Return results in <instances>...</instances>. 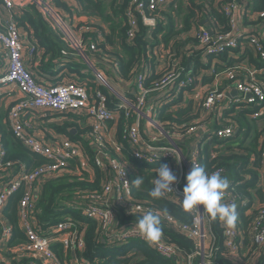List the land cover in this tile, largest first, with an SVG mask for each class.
Instances as JSON below:
<instances>
[{"label":"built area","instance_id":"built-area-1","mask_svg":"<svg viewBox=\"0 0 264 264\" xmlns=\"http://www.w3.org/2000/svg\"><path fill=\"white\" fill-rule=\"evenodd\" d=\"M173 0H128L126 16L128 17L127 36L134 38L139 27V22L143 21L149 33L155 29L161 13ZM0 53L5 54L7 60L6 74L0 78V84H13L24 93V97L16 102L9 112V124L15 136L33 153L39 154L50 160L49 163L26 172L21 166L19 172L10 173L6 178L0 173V223L2 224L1 238L8 243L12 235V226L4 214L5 208L9 204L10 196L20 187L24 188V194L20 202L19 219L22 230L24 231L27 242L21 247L13 249L14 252L22 251L36 260L43 263L59 262L52 247L61 242L67 249H74L79 252L78 256L71 259L66 264H88L82 258V252L86 246L84 237L77 228L78 224H83L85 220H92L98 223L99 237L106 240L109 244L116 247L121 246L132 239H139L148 243L163 259H172L176 264H218V259H226L237 264H258L259 257L264 258V207L257 209L254 214L253 207H250V200L239 198V195L232 191H225L224 203L235 204L236 208L245 207L246 216L250 219L247 227L243 230L242 226L236 224L233 228H226L223 222L219 221L221 234L218 235L212 226L211 218L203 211V206L199 210L193 209L187 212L182 207L183 187L186 183V175L191 171L193 165L200 166L198 151L194 150L187 159L182 147L174 142L159 145L155 140L148 141L141 131L142 119L146 120L149 127H158L159 124L154 119V106L148 105V92L144 81L149 73L148 63H142L135 77L131 82L136 86V101L132 102L125 96H120V100L128 108L137 114V120L126 130L130 149L135 158L153 164L160 162L163 158L179 160L180 170L177 172V180L172 185L174 191L167 192L163 196L171 201L181 210L192 216L191 222L178 220L173 215L167 214L157 206L140 199H136L132 192L130 177L123 164L117 157L109 154V149L120 154L121 146L111 143L108 138L107 123L116 117V112L108 108L106 96L97 91L95 96L89 92L88 86L73 78L70 70L64 79L54 84H44L39 81L31 69L24 63L25 38L21 26L15 19L17 14L22 13V9L33 6L43 15L48 24L57 30L67 41L75 56L87 66L90 73L101 80L105 79V71L108 68L99 67L94 63L91 51L95 49V43L87 44L82 33L90 27L79 25L77 17L69 18L66 12L61 10L55 0H22L17 3L15 0H0ZM241 4L237 0H232L222 6L225 14L230 18L232 30L227 33H216L213 37L211 28L196 30L194 37L202 45V57L209 55L216 56L222 54L227 49L236 48L242 36L236 29L234 12L241 10ZM264 16V12L262 13ZM212 31V33L210 32ZM99 40L103 39L101 33L98 34ZM31 39V50L35 45ZM248 44L253 51L259 55L264 62V42L258 36H250ZM158 49V43L154 50ZM205 60V62H206ZM111 68L115 69L117 63H111ZM264 70V69H263ZM249 72V71H248ZM251 71L244 75L236 83V89L240 97L233 99L235 103H243L249 106H264V86ZM232 76L235 74L232 73ZM194 82L191 75L180 78V72L173 67H168L160 74L156 80L157 89L163 91L162 95L170 90L173 95L179 94L183 89H187ZM175 84L178 88L175 89ZM200 86V85H198ZM194 88V95L197 102L205 112H211L218 104H223L229 99L227 90H221L217 84L212 86H202ZM211 88V89H210ZM170 93V92H169ZM169 96V94H168ZM171 96V95H170ZM169 96V97H170ZM172 97V96H171ZM171 97L169 99H171ZM164 99L161 104H163ZM159 105V106H160ZM221 106V105H220ZM219 106V107H220ZM44 112L47 114H60L69 116L71 114L86 117L91 126L90 135L95 143L93 155L94 163L101 169L103 174L101 193L86 192L83 196L73 198L74 201L67 203L70 207L79 211L80 217H66L59 221L48 234H42L36 229L33 220V212L36 200L40 191L39 183L53 175L65 172L69 167L70 160L78 158L80 165H87V151L80 141H73L69 138L62 139L58 143L51 145L43 141L40 137L30 134L26 123L22 120L25 112ZM205 120L199 124L188 128L187 133L195 134L197 143L203 145V135L207 132ZM235 133L234 126L222 127L216 131L219 140L229 138ZM159 138V137H158ZM157 138V139H158ZM212 139L211 137L208 139ZM207 140V141H208ZM110 144L113 146L110 147ZM2 141L0 138V170L14 168V162L4 163L5 156ZM264 158V145L262 147ZM184 164L188 170L184 169ZM216 171H222L218 169ZM259 185H264L261 183ZM73 203V204H72ZM115 205L124 208L126 216L144 215L151 211L156 214L162 224L167 225L173 232L182 233L186 238L193 242V247L188 250L185 246L172 240L168 233L162 230L161 237L154 242H148L141 235L138 225L133 223L121 224L118 221L119 213ZM2 251H0V263L5 261Z\"/></svg>","mask_w":264,"mask_h":264},{"label":"trees","instance_id":"trees-1","mask_svg":"<svg viewBox=\"0 0 264 264\" xmlns=\"http://www.w3.org/2000/svg\"><path fill=\"white\" fill-rule=\"evenodd\" d=\"M74 1L80 5L79 14L74 13L71 8L61 0H55V4L58 7L60 4H63L65 7L63 8L67 11L66 15L69 18L77 17L80 26L90 27L89 30H84L82 37L87 44L95 43V49L90 52L93 59L97 63L101 62L105 65L108 64L109 66L112 65L111 63H117V67L115 69L110 67L111 69H109V72L112 71L111 74L117 77L120 81L124 80L126 82L132 81L135 73L138 72L135 71L137 66H139L142 62L151 64L149 67V73L145 78L144 85L149 90L147 99L148 104L157 102L163 91H159L157 89L156 80L160 74H163V72L160 74L156 73L151 63V53L148 52V48L155 46L156 43H154V41L149 42L150 40H146L148 28L142 24V21L139 22V27L136 31L135 37L128 41L126 36L128 28L126 4L128 0H122L123 2L113 0L112 4L110 2V7L107 5V0ZM230 1L232 0L220 1L219 7H215L214 0H191L188 7H180V5H178V8L174 7L175 9H172V11L170 10L168 14H170L171 17L173 15V19L179 18L181 22L176 25L171 19L168 30H166V34L163 36L162 41L165 44H169L171 39H173V48L179 52L180 46L184 43L183 40L185 39L182 35L188 33L194 27H197L198 29H202L204 27L206 28L205 25L201 24V21L206 17L209 19L208 24L213 31L212 39L216 33L229 32L232 30L231 20L223 11L222 6ZM237 1L242 3L243 0ZM243 4H245L244 1ZM252 4L253 7L251 6ZM248 6L251 7V11L253 10L254 12L261 13L262 16V13L264 12V0H252L251 4ZM111 7L114 18H122L120 23L112 21L107 25L102 26L93 22V19H91L93 16H100L104 19V21H106V18L108 17V8ZM69 11L70 13L67 14ZM164 13L166 14V11ZM15 19L19 26L28 29V33L31 35V38H35L33 35H36L37 33L39 34L41 31H53L57 35L60 42L58 47L63 50H61L62 54L72 53L73 50L68 45L64 37H62L57 30L48 24L43 15L35 7L29 6L28 8H23L22 13L17 14ZM159 24H157V27ZM27 25L29 27H27ZM99 33L103 36L102 40H99L98 38ZM241 35L242 36L240 37L236 48H230L222 54L216 56L209 55L207 57V60L203 65L204 68L210 69L211 66L213 67V71H210L209 74L203 73V70L201 69L202 66L199 63H203L202 58H206L202 57L203 47L200 43L197 45L199 49L194 48L191 50L193 52H188V55H184V57H186L184 61L179 64L178 71L180 72V78L186 75H191L194 78V82L188 88L190 91L202 84V86H212L211 88H213L217 83H215L217 75L224 71L227 73V80L229 83H231V81L238 82L239 79H242L245 73L248 72V70L246 71V68L240 65L243 62V58L248 59V64L251 63L259 69H264V62L248 44L250 36L257 35H244L242 33ZM151 36L152 38H158L157 28L152 31ZM46 39L48 38L41 37L42 42H46ZM192 39L195 40V42H199V40L195 37ZM231 53H234L235 56H231ZM174 55L175 54L172 55L171 59ZM218 59L223 62L222 65L219 63L214 65L218 62ZM101 67L105 68L103 65H101ZM232 73L235 75L232 76ZM257 78L259 79L258 74ZM97 84L98 85L95 83H88V89L90 90L93 86H95L93 88L94 91L92 92L93 95L95 96L97 91H101L106 96V104L108 108L115 111L116 115L118 114L116 139L118 144L121 146V152L120 154L115 153V151L110 148L109 154L117 157L123 164L132 180V183L138 176L143 177V183L139 187L132 184L134 197L157 206L165 213L173 215L180 221L191 222L192 216L184 210H181L171 201L166 200L164 197L155 199L150 196L149 193L154 187V180L157 177L158 168L167 164L172 170L171 160L163 158L159 163L156 162L150 164L133 156L128 142V137L126 135V130L135 123L138 116L132 109L124 105L114 93L110 92L104 84L100 82H97ZM131 84L133 85L134 91L128 89L125 93V97L130 99L132 102H135L136 86L133 82H131ZM218 86L221 87V90L225 89L223 87L224 85L221 86L220 84ZM193 103V100H189L188 105L184 109H174L171 112L167 111L169 109L168 106L164 107L165 111H162L161 109L158 111L154 106L155 118L158 123L162 125L164 131L172 134L174 138L176 137V134L186 135L189 127L199 124L204 120L203 115L205 110L201 107L199 102L194 103V110ZM226 103L228 104H218L211 111L215 115L217 114L216 118H218L219 110H221L219 117L222 119L215 118L214 121L211 120L210 123L212 125L208 126L207 132L202 137L203 140H206V142L203 145H200L198 149L200 166L204 167L205 171L208 173H213L217 169H221V174L223 176H228L230 179H236L237 183L231 184L228 187L234 191L233 193H238L242 197H249L252 200L256 197L259 198L261 202H264V185L259 186V184L264 183V158L262 155L264 135H261V142L259 144L260 147L258 146V149L256 148L254 142L249 147H242L245 142L244 137L240 142L235 144L236 146L231 144V140L233 138H236L238 135L243 136L241 131L238 133L241 122L246 119L245 121L249 124L246 118L247 116L257 118L262 115L263 112L257 111L259 107L256 105L250 106V108L243 103H235L233 100L229 101V99H226ZM220 105L223 107H219ZM186 114L191 116V119H187L191 121L190 124L180 118L182 115ZM78 116L79 115L71 114L67 116V118L77 120L79 119ZM199 117L200 120H197ZM142 122L141 131L143 133L142 129L146 120L142 119ZM5 123L6 127H2V131L0 126V138L5 153L3 161L4 163L8 161L14 162V168L7 169L5 171L0 170V173H3V176L5 175L3 178H6L11 172H19L21 166L25 168L26 172H32L50 162L49 159L31 152L24 146V144L15 136L13 130L10 128L9 117ZM74 124L78 126V132L75 134L71 133L68 130V126L71 124L68 123L64 128L65 133H67L73 140L81 141V143L86 146L87 158L91 164L95 165L93 160V149H95V144L92 136L90 135L91 129L89 130V126H84L81 130H79V123ZM228 126H234L235 133L229 138L219 140L216 136V131L222 127ZM87 136L88 138H86ZM210 137L212 139L208 140ZM190 138H193V135L190 136ZM186 141H189V139L186 138ZM157 143L159 145H163L164 141L159 137ZM235 149H239L240 151ZM246 150H248L247 153H245ZM70 164L75 168L77 165L80 166V161L78 158H74L70 160ZM94 168H96V173L95 179L92 180L87 179L85 176H82L84 179H79L80 176L77 177L65 174L57 180L39 183L40 193L36 200L33 220L36 223V229L40 233L45 235L48 234L59 221L64 220L66 217H74L75 219L80 217L78 210L67 205V203L74 201V199L70 201L67 199L68 197L66 194L68 192H75L77 189H87L93 193H101L103 174L99 167L95 165ZM261 170H263V172H261ZM0 178H2V176H0ZM23 194L24 188L20 187L10 196L9 204L4 210V214L12 226V235L7 243L8 249L3 252V254L5 258L8 257L9 260H11V263L12 261L15 263L14 259L16 257L27 256V254L22 251H13V249L21 247L22 244L27 242V237L21 228L18 215ZM63 199L67 201L62 204L61 201ZM117 209H119L118 221L121 224L138 222V220L142 217L126 216L124 208L120 207V205L117 206ZM253 215L248 217L244 212H239L237 222H243L247 225V222L250 221ZM211 221L214 231L220 235L221 230L219 227V220L211 219ZM99 226L100 225H98L97 222L92 220H85L83 224L77 225V228L80 231V234L83 235L86 244L82 252V258L88 264H176L172 259L161 258L147 242L139 239L129 240L125 244L117 247L113 244H109L106 240H102L99 237ZM160 227L168 233L167 235H169L173 241L185 246L188 250L193 247V242L186 238L183 234L173 232L167 225L162 223ZM52 249L61 264H66L71 258H73L72 251L67 249L64 243L58 242L53 245ZM217 262L218 264H237L223 258L218 259ZM0 264L6 263L2 262Z\"/></svg>","mask_w":264,"mask_h":264},{"label":"crops","instance_id":"crops-1","mask_svg":"<svg viewBox=\"0 0 264 264\" xmlns=\"http://www.w3.org/2000/svg\"><path fill=\"white\" fill-rule=\"evenodd\" d=\"M17 3L22 2V0H15ZM63 3H65L68 7L71 8V10L76 13L79 14L80 11V5H78L74 0H61ZM104 1V0H103ZM113 0H107V5L108 7H110V2L112 4ZM120 2H123L122 0H119ZM191 0H173L171 3L168 4V6L166 7V9L164 11H162L161 13V18L158 19V27L156 25L155 29H158V38L157 37H153L152 38V33H148L146 35V40H150L149 42L154 41V43L158 42V50L155 48L154 50V46L151 48H148V52L150 53H154L156 55H158V71L156 70V66L153 65L156 73L160 74L162 73L167 67L169 69L176 67V69L178 70V66L179 64H181L185 57L184 55H188V52H193L191 50L195 49H199L198 48V43L199 42H195V40H193L192 38H194V34L196 32V30H199L197 27H194L193 29H191L188 33H185L182 35L183 38H185L183 40V44L180 46L179 52L174 50L175 48H173L174 45V40L171 39L169 44H165L162 39L163 36L166 34V30H168L169 24L171 19L174 21V23L177 25L181 22V20L179 18H174L173 19V15L171 17L170 14H168V12H170V10L172 11V9H175L174 7L178 8V5H180V7H188L189 3ZM220 1L223 0H214V5L215 7H219L220 5ZM243 1L245 4H243ZM242 4H241V10L239 9L237 12H234V19L236 20V29L239 33H242L244 35H248V34H253V35H257L262 42H264V17L261 16V13L258 12H254L253 10L251 11V7H249L248 5L251 4L252 0H243ZM128 3V2H127ZM173 5V6H172ZM62 6V7H60ZM60 9L63 10L64 12H67L63 6V4H60ZM253 7V4L251 5ZM29 6H27L26 8H28ZM64 7V8H63ZM127 7V4H126ZM0 9H2V6L0 4ZM166 11V14L164 13ZM70 11L67 13L69 14ZM205 17V16H202ZM93 22H102V26L107 25L108 23L112 22V21H116L117 23H120L122 18L121 17H117L114 18L113 15V10L112 7L108 8V17L106 18V21H104L103 18H101L100 16H93ZM209 19L206 17L205 19H203L201 21L202 25H205L206 28H211L209 27ZM97 24V23H96ZM142 24L144 25L143 21ZM98 25V24H97ZM175 25V26H176ZM145 26V25H144ZM27 27H29L27 25ZM146 27V26H145ZM22 28V32L26 41L25 44V50H24V63L25 65L32 70V72L34 73L35 77L41 81L44 84H54V83H58L60 82L61 79H64V76L66 73H61L64 70H70L68 74H70L73 78L77 79L79 82L85 84L87 86L88 83L91 84H97V82H100L102 84H104L109 90L110 92L114 93L117 98L120 99V96H125V93L127 92L128 89L134 91L133 85L131 84V82H126V81H120L117 77H115L112 73V71H108V73L105 71L106 74V78L105 79L103 76V78L112 85V89L114 91H112L110 89V87L107 85L106 82L99 80L94 73H90V71L87 69V66L85 64H83L76 56L75 54L72 52L71 54H62V49L59 48V40L57 35L53 32V31H48L47 32H43L41 31L39 34L37 33L36 35H33L35 38H31V35L28 33V29H25L23 27ZM205 28V27H204ZM154 29V30H155ZM108 30H109V25H108ZM127 36V35H126ZM41 37H45L48 38L46 39V42H42ZM128 38V41L133 39V38ZM151 38V39H150ZM156 38V39H155ZM31 39L34 40L33 43L35 45L34 50H31ZM177 49V48H176ZM62 50V51H61ZM179 53V55H178ZM174 55V57L171 59L172 55ZM255 54V53H254ZM231 56H235L234 53L230 54ZM177 56V57H176ZM256 56V55H255ZM258 58V57H257ZM206 58H202V62H199L202 66V70L204 74H209L211 68H204V62H205ZM243 62L240 64L241 66H243L244 68H246V71L248 70L249 72L251 71H255L254 75L258 74L259 77V81L260 83L264 86V70L263 69H259L256 66L252 65L251 63L248 64V59L243 58L242 60ZM94 63H96L99 67H101V65L107 67L108 69H111L108 64H103L101 62H96L94 61ZM145 63V62H142ZM142 63L137 66L136 69H139L142 65ZM191 63V61H190ZM223 64V62L218 59V62H216L214 65L216 64ZM149 64V63H148ZM151 65V64H150ZM149 65V67H150ZM212 67V66H211ZM7 71V60H6V56L3 53H0V78H2ZM136 71V70H135ZM247 72V73H249ZM245 73V74H247ZM136 75V73H135ZM134 75V77H135ZM227 73L221 72V74L217 75V80L215 81V83L217 85L223 86L225 89L228 91V95L230 96V101H232L233 99H236L238 97H240L239 92L236 89V83L237 82H233L231 81V83H229V81L227 80ZM219 83V84H218ZM203 85V84H202ZM202 85L198 86V89H200L202 87ZM191 86V85H190ZM206 86V85H205ZM95 86H93L89 92L91 94H93L92 92L94 91ZM175 89L178 88V84H175L174 86ZM189 88V87H188ZM183 89L179 94H175L173 95V91H168L166 93V95H161V97L158 99L157 102L154 103H149L148 105H152L155 106L157 108V110L159 111L160 109L162 111L164 110V107L168 106L169 109L167 110L168 112L173 111L174 109H184L187 105L189 100H193L194 103L197 102V100L194 98V89L192 91H190L189 89ZM137 90V89H136ZM116 91V92H115ZM170 92V93H169ZM117 93V94H116ZM134 93V92H133ZM171 99H169L170 97ZM24 97V93H22L21 91H19V89H17V87L13 84H0V126H1V131H2V127H6V121L9 117V112L12 108V106L18 102L20 99H22ZM163 104H161L162 100ZM187 103V104H186ZM193 103V107L195 110V105ZM224 105H227L228 103L224 102ZM160 105V106H159ZM250 107V106H249ZM258 110L257 111H262L263 114L258 116L257 118H253L252 116H247V120L249 122V124H247V122L245 120H243L241 122V126H239V131L238 133L241 131V133H243L242 135H238L236 138H233L231 140V144L233 146H236L235 144L240 142L241 139L244 137L245 142L244 145L242 147H249L253 142L255 143L256 148L258 149V146L261 142V135H264V106H258ZM251 108V107H250ZM155 111V110H154ZM221 110H219V114H218V118H216L217 114H212V112H205L203 115V119L206 122V125L209 126L210 121L216 118V119H222L220 116V112ZM44 112L39 111V112H25L22 115V120L26 123V127L28 129V131L30 132V134H34L38 137H40L43 141H45L48 144L54 145L56 143H58L60 140L62 139H67L69 138L70 140H73L71 137H69V135L67 133H65L64 128L65 126L69 123L71 124L70 126H68V130L70 131L71 128H75L76 129V133L78 132V126H76L74 123H79V130H81L84 126H89V130L91 129V126L89 124V122L87 121L86 117L84 116H78L79 119L75 120L72 118H67L65 116H62L60 114L54 113V114H47L46 116L43 115ZM154 119L155 118V114L153 113ZM190 115H182L181 120L186 121V123H191V121L187 120V119H191ZM200 120V117L197 119ZM156 122L158 123V121L156 120ZM223 122V120H222ZM159 124V128L158 127H149V125L145 122V125L143 126V134L146 140L148 141H152L155 140L158 141L157 137L152 133V130H154V133L157 135V132L159 131V133L163 136L160 137L161 139H163L164 143H177L179 144V146L182 147L183 149V153L184 155L187 154H191L194 150L198 151L199 149V144L197 143L196 140V135L191 134V133H187L186 135L184 134H176V137L174 138V136H172V134H169L167 132L164 131L162 125L160 123ZM117 125H118V114L116 115V117L109 121L107 123V128H108V135L107 138L111 143L114 144H118L117 141V136H116V130H117ZM212 125V124H211ZM11 128V127H10ZM85 129V128H84ZM208 129V127H207ZM87 131V129H86ZM237 131V130H236ZM71 132V131H70ZM262 132V133H261ZM73 133V132H71ZM240 133V134H241ZM75 134V133H73ZM193 135V138H190V136ZM235 136V135H234ZM148 137V138H146ZM88 138V136L86 137ZM186 138L189 139V141H186ZM75 141V140H73ZM81 142V141H80ZM95 144V143H94ZM238 145V144H237ZM112 145L110 144V147ZM113 147V146H112ZM260 147V146H259ZM86 148V146H85ZM96 148V147H95ZM250 149V148H249ZM95 150V149H93ZM235 150H239V149H235ZM240 151V150H239ZM248 150L245 151V153H247ZM230 154V152H229ZM253 155V154H252ZM171 160V164H172V172L177 175V172L180 170L179 165L177 163V160L175 158L170 159ZM95 165L88 163L87 165L83 166V165H77L75 166V168L70 164V166L67 168V170L64 172H61L60 174H56L53 175L49 178L46 177V179L44 181H53V180H57L59 177L65 175V174H69L72 176H80L79 179H84L83 177L85 176L87 179H95V169L94 168ZM184 169L188 170L187 166L184 164ZM218 170V169H217ZM264 170V169H263ZM263 170H261V172H263ZM216 172V171H215ZM83 176V177H82ZM227 179L229 181V186L231 184H235L237 183L236 179H230V177L227 176ZM260 186V185H259ZM263 188V187H262ZM87 189H77L75 192H68L66 194V196L68 197L67 199L70 201L72 200L75 195H77L78 193L76 192H80V193H84ZM226 191H232L234 192L232 189L227 188ZM40 193V191H39ZM38 193V195H39ZM237 195H239L238 193H236ZM242 197L241 195H239V198ZM242 198H246V197H242ZM249 198V197H248ZM251 199V198H249ZM65 201L67 200H62L61 203L63 204ZM253 209H254V214H257V209L260 207H264V202H261V200L259 198L254 197V204L252 205ZM238 210V207L236 208V211ZM237 224H239L240 226H242V229L244 230L247 225H245V223L243 222H236ZM249 222H247L248 224ZM2 224L0 223V251L5 252L8 248H7V243L4 242V239L1 238V234H2ZM73 257H75V255H73ZM15 263H11V260H9L8 257H6L5 261L3 263L6 264H61L60 262H46L43 263L40 260H36L30 256H22V257H16L14 259ZM258 264H264V258L262 256L259 257L258 260Z\"/></svg>","mask_w":264,"mask_h":264},{"label":"clouds","instance_id":"clouds-1","mask_svg":"<svg viewBox=\"0 0 264 264\" xmlns=\"http://www.w3.org/2000/svg\"><path fill=\"white\" fill-rule=\"evenodd\" d=\"M210 71H213V67H211ZM185 157L190 159V153L185 155ZM177 162H179V160H177ZM185 179L186 183L183 187L182 196V207L185 211L191 212L193 209L199 210V206L202 205L203 211L208 214L212 220H219L223 222L226 227L235 226L238 220V213L244 212L245 207H239L240 209L236 211L235 204H226L223 202L225 191L229 187V181L226 176H223L220 171L208 173L205 171L204 167L193 165ZM176 180V175L168 165H162L157 170V177L154 180V187L149 193L150 196L159 199L163 197L165 193L174 191L172 185ZM142 183L143 177L138 176L132 184L139 187ZM246 198L249 199L248 197ZM249 200L251 207L254 204V199ZM160 225V218L151 211L144 214L138 220V229L148 242L157 241L161 237L162 229ZM69 250L72 251L75 257L78 256L79 252L74 251V249Z\"/></svg>","mask_w":264,"mask_h":264},{"label":"rangeland","instance_id":"rangeland-1","mask_svg":"<svg viewBox=\"0 0 264 264\" xmlns=\"http://www.w3.org/2000/svg\"><path fill=\"white\" fill-rule=\"evenodd\" d=\"M109 1V0H108ZM98 25H101L102 24V22L101 21H99V22H96ZM158 50V49H157ZM151 63H152V65H155L156 66V70L158 71V55H156L155 54V52L154 53H151ZM108 73V72H107ZM101 78V80L102 81H104V82H106L107 83V85L110 87V89L112 90V91H114L112 88V85L108 82V80L106 81L104 78H102V77H100ZM116 92V91H115ZM220 107H223V106H220ZM212 114H214V113H212ZM209 126H211V124H209ZM152 133L158 138V137H162L163 138V136L159 133V131L157 132V135L154 133V130H152ZM179 145V144H178ZM180 147V146H179ZM27 148V147H26ZM28 149V148H27ZM130 177V176H129ZM130 180H131V178H130ZM131 184H132V180H131ZM86 192H92V191H90V190H86L84 193H86ZM133 192V191H132ZM76 193H78L77 195H75V197L74 198H79V197H82L83 196V194L82 193H80V192H76ZM93 193V192H92ZM115 208L117 209V205H115ZM118 211H119V209H117ZM135 216H143V215H135ZM133 224H135V225H138V222H133ZM237 224V223H236ZM235 224V225H236ZM262 226H264V224H262ZM227 229L228 228H233V227H226ZM182 234V233H181Z\"/></svg>","mask_w":264,"mask_h":264},{"label":"water","instance_id":"water-1","mask_svg":"<svg viewBox=\"0 0 264 264\" xmlns=\"http://www.w3.org/2000/svg\"><path fill=\"white\" fill-rule=\"evenodd\" d=\"M210 32L212 33V31H210ZM70 131L73 132V133H76V129L75 128H71Z\"/></svg>","mask_w":264,"mask_h":264},{"label":"bare ground","instance_id":"bare-ground-1","mask_svg":"<svg viewBox=\"0 0 264 264\" xmlns=\"http://www.w3.org/2000/svg\"><path fill=\"white\" fill-rule=\"evenodd\" d=\"M99 77H102V76H99ZM103 78V77H102ZM102 81V80H101ZM117 94V93H116Z\"/></svg>","mask_w":264,"mask_h":264}]
</instances>
